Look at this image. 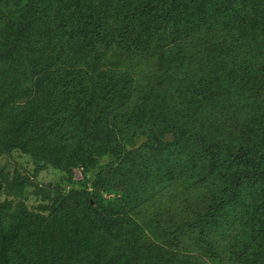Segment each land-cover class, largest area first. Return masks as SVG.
Listing matches in <instances>:
<instances>
[{"label":"trees","instance_id":"1","mask_svg":"<svg viewBox=\"0 0 264 264\" xmlns=\"http://www.w3.org/2000/svg\"><path fill=\"white\" fill-rule=\"evenodd\" d=\"M12 149L81 177L0 199V264H264V0H0Z\"/></svg>","mask_w":264,"mask_h":264},{"label":"rangeland","instance_id":"2","mask_svg":"<svg viewBox=\"0 0 264 264\" xmlns=\"http://www.w3.org/2000/svg\"><path fill=\"white\" fill-rule=\"evenodd\" d=\"M142 140V137H136L135 144ZM107 157H103V162ZM0 169L6 175V178L14 183L3 185L0 189V199L13 198L20 199L29 208L35 209V205L43 201L42 194L39 193V187L46 185H57L58 188L66 190L70 186L72 175L65 169L53 166L42 161H34L28 154L17 150H10L8 153L0 154ZM94 168L83 172L87 184L92 179ZM105 196H113V190L103 191ZM117 193V192H116Z\"/></svg>","mask_w":264,"mask_h":264},{"label":"water","instance_id":"3","mask_svg":"<svg viewBox=\"0 0 264 264\" xmlns=\"http://www.w3.org/2000/svg\"><path fill=\"white\" fill-rule=\"evenodd\" d=\"M72 170H73V178L77 179V178L81 177V173H80L78 168L74 167V168H72Z\"/></svg>","mask_w":264,"mask_h":264}]
</instances>
